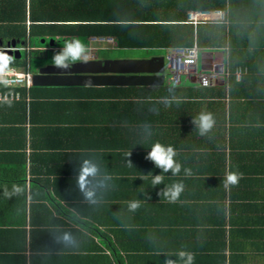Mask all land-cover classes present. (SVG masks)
I'll return each mask as SVG.
<instances>
[{"label":"crops","instance_id":"obj_1","mask_svg":"<svg viewBox=\"0 0 264 264\" xmlns=\"http://www.w3.org/2000/svg\"><path fill=\"white\" fill-rule=\"evenodd\" d=\"M6 1L0 0V7H4ZM23 1L24 23L28 26L29 0ZM136 1L141 8L150 9L142 11V14L148 16L158 13L157 8L162 5L167 7L169 15H174V12L179 14L180 8L188 6L183 19L185 23L188 12L199 11L191 7L210 2ZM160 14L154 21H165ZM25 39V43L15 45L10 42L7 46L19 52L24 49L43 51L54 45L51 41L42 46H33L28 43L27 36ZM5 44L0 41V49H4L1 46ZM96 47L94 52L91 51L92 54L120 51L124 55L118 58L160 57L163 60V79L155 83L109 85L133 87L142 94L140 97L143 99L136 98V95L130 100L141 104L119 105L121 110H118V119L124 116V123L112 122L113 117L110 115L114 114L107 109L99 113L82 114L88 121L82 126L77 124L78 128L92 130L95 118L107 119V122L98 121L100 125L96 124L102 135L98 138L87 136V131L77 132L78 140H82L81 154L83 156L85 153L89 158L81 162L78 160L76 169V163L68 164L74 171H69L65 177L70 180L69 183L75 184L84 160L99 166L100 175L97 179L105 186L96 188V199L105 200L91 203L94 209L92 206L85 208V214L93 219L92 222L99 227L104 237L101 241L84 230L79 236L80 229L76 222L69 220L61 211L51 209L56 225L49 241L62 248L55 251L56 256L47 264H115L113 250L117 251L123 264H165L166 258L176 259L178 264H183L178 258L180 251L193 253V264H264V82H244L232 74L234 83H229L224 45L201 47L196 73L178 81L169 77L166 57L171 52L170 48ZM89 55L87 59H92V55ZM211 74L215 77L207 80L206 85L201 84L200 77ZM43 106L48 109L49 104ZM126 107L133 110L126 111ZM201 112L213 113L216 121L212 130L204 136L200 135L199 129L192 123V119ZM29 114L28 109L23 124L26 152L31 150ZM58 117L49 115L47 119L59 121ZM64 118L70 120L71 116H62ZM55 124L60 129L73 128L65 126L67 123ZM62 132L64 135L61 141L67 142L66 138L70 137L71 144L72 141L77 142L72 136L76 135L75 131L69 135L65 130ZM157 142L172 146L177 152L174 159L182 167L177 175L162 173L163 182L153 187V176L161 174V169L155 167L146 156ZM81 154L79 157H82ZM67 156L68 153L63 158ZM128 159L133 165L128 163ZM26 161L29 165V160ZM185 169L190 170V174H186ZM229 172L242 173V177L236 185L226 187ZM176 183H182L184 187L173 201L161 191ZM73 191L70 187L64 197H75L77 193ZM78 192L83 195L79 187ZM69 200L73 201V198ZM132 201L140 202L135 211L129 210ZM60 204L65 208L63 201ZM67 210V213L71 212V215L78 217L71 208ZM25 230H29V226ZM65 232L72 234L78 247L65 245ZM93 244L97 245L98 250L94 249ZM77 257L84 258V262Z\"/></svg>","mask_w":264,"mask_h":264},{"label":"trees","instance_id":"obj_2","mask_svg":"<svg viewBox=\"0 0 264 264\" xmlns=\"http://www.w3.org/2000/svg\"><path fill=\"white\" fill-rule=\"evenodd\" d=\"M4 4L0 7V41L6 44L1 48H10L7 46L10 42L15 45L25 43L26 36L33 46L51 41L54 45L43 51L24 49L17 52L13 49L11 56L0 57V67H14L33 75L40 67L54 64L46 53L60 51L62 48L56 47L57 44L65 46L73 38H79L88 46L90 37L103 36L111 37L113 47L117 49H172L193 44L200 49L224 45L229 83H234L233 69L240 70L239 77L244 82H264V0H210L207 4L193 6L192 9L199 11H220L224 16V23H201L195 27L183 20L188 6L180 8L179 14L174 12V15H169L167 7L162 5L157 8L158 13L148 16L142 11L150 9L141 8L136 0H29L30 22L27 26L24 23L23 0H7ZM159 14L164 16L165 21H154ZM89 53L98 58L91 52L86 55ZM32 54L40 59L32 62ZM11 89L16 91V88L0 85V92ZM17 90L21 99L0 100V264H47L56 256L55 251L62 248L49 241L56 225L51 209L61 211L69 220L76 222L79 236L84 230L101 241L104 237L93 219L85 214V208L92 204L84 195L78 194L77 182L69 183L70 180L65 177L66 173L74 171L68 164L89 158L85 153L81 154L82 140H78L77 132L87 131V136L98 138L102 136L97 127L100 125L98 121L107 122V119L95 118L92 130L78 128L77 124L82 126L88 121L82 114L107 109L114 114L110 115L112 122L122 123L125 117L118 119L119 105L141 104L130 100L136 95L138 99L143 98L133 87L31 84L27 90ZM43 101L49 104L48 109H44ZM28 109L31 150L26 152L23 124ZM131 110L133 108L126 107V111ZM49 115L59 116V121L47 119ZM67 115L71 116L70 120L62 119ZM56 122L67 123L65 126L73 128L61 130L55 126ZM64 130L68 135L75 131L76 135L72 136L77 142L72 141L71 144L70 137L66 138L67 142L61 141ZM66 153L68 156L63 158ZM80 154L82 157H79ZM26 160H29V165ZM77 166L76 163L74 168ZM27 170L29 173H26ZM70 187L77 193L71 197L73 201L64 197ZM61 201L65 203V208ZM68 207L78 217L67 213ZM27 226L29 230H25ZM84 237L87 238L86 235ZM93 245L98 250L97 245ZM112 254L115 264H123L116 250ZM80 257H77L78 260L84 262V258Z\"/></svg>","mask_w":264,"mask_h":264},{"label":"clouds","instance_id":"obj_3","mask_svg":"<svg viewBox=\"0 0 264 264\" xmlns=\"http://www.w3.org/2000/svg\"><path fill=\"white\" fill-rule=\"evenodd\" d=\"M87 46L79 38H73L70 42H67L65 47L62 48L59 52H54L53 62L55 66L68 69L72 64L78 60H87ZM192 123L199 129L201 136L208 134L214 127L216 121L213 113L211 112H201L197 117L192 119ZM177 155V152L172 146H165L161 143H155L151 150L147 153L146 159L150 160L155 167L161 169V174L152 175V184L153 187L160 185L163 182L162 173L171 172L172 175H177L181 171V164L177 163L174 157ZM128 163L133 165L132 162L128 159ZM186 174H190V170L185 169ZM100 175L99 166L90 161L84 160L80 170L77 175V184L80 191L83 193L85 199L90 203H97V192L96 188L104 187L99 180L97 179ZM242 177V173L238 172H229L226 176V187L228 185H236L239 179ZM184 185L182 183L173 184L171 188L163 189V195L169 197L171 200L175 201L180 193L183 191ZM19 191V189H17ZM159 193V195L161 194ZM146 195V194H145ZM150 199V197H149ZM140 206L139 201H132L129 203V210L135 211ZM63 242L66 246L69 247H78L75 238L71 233L65 232L63 234ZM179 261H182L183 264H193L195 256L191 252L180 251L178 253ZM165 264H178L176 259L166 258Z\"/></svg>","mask_w":264,"mask_h":264},{"label":"water","instance_id":"obj_4","mask_svg":"<svg viewBox=\"0 0 264 264\" xmlns=\"http://www.w3.org/2000/svg\"><path fill=\"white\" fill-rule=\"evenodd\" d=\"M11 50H1L0 57L11 56ZM160 57L121 58L100 57L78 60L68 69L47 64L32 75L34 86H109L155 83L163 79Z\"/></svg>","mask_w":264,"mask_h":264},{"label":"built area","instance_id":"obj_5","mask_svg":"<svg viewBox=\"0 0 264 264\" xmlns=\"http://www.w3.org/2000/svg\"><path fill=\"white\" fill-rule=\"evenodd\" d=\"M223 13L220 11H190L187 13V23L196 25L201 22H223ZM224 23V22H223ZM113 39L111 37H90L87 46V52H91L96 45H110L113 46ZM89 54H87L88 57ZM199 55L198 47L193 44L189 47L172 48L170 54L166 57L169 77L178 81L182 77H188L196 73V64ZM227 74V72H226ZM236 77L240 76V70H234ZM215 75L201 76V84L206 85L207 80L214 78ZM32 84V75L21 69L14 67H0V85L8 88H16L6 92H0L1 101H12L21 99V94L17 90H27Z\"/></svg>","mask_w":264,"mask_h":264},{"label":"rangeland","instance_id":"obj_6","mask_svg":"<svg viewBox=\"0 0 264 264\" xmlns=\"http://www.w3.org/2000/svg\"><path fill=\"white\" fill-rule=\"evenodd\" d=\"M56 47H57V45H56ZM58 47H61V48H64L65 46H63V45H58ZM61 50V49H60ZM57 52H59V51H57ZM47 54V57H48V59L49 60H53V52H47L46 53ZM33 55V54H32ZM31 55V56H32ZM97 57L98 58H100V57H111V58H116L117 56H123L124 55V53H122V52H118V51H115V52H113V51H99V52H97ZM95 55V56H96ZM36 59H40L39 57H38V55H33L32 56V58H31V60H32V62L35 60V62L36 61H38V60H36Z\"/></svg>","mask_w":264,"mask_h":264},{"label":"bare ground","instance_id":"obj_7","mask_svg":"<svg viewBox=\"0 0 264 264\" xmlns=\"http://www.w3.org/2000/svg\"><path fill=\"white\" fill-rule=\"evenodd\" d=\"M10 49L13 50V48H7V49H5V50H10ZM1 50H4V49H1ZM14 50H16V49H14Z\"/></svg>","mask_w":264,"mask_h":264}]
</instances>
